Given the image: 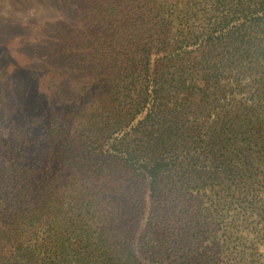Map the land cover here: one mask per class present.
<instances>
[{
    "label": "trees",
    "instance_id": "1",
    "mask_svg": "<svg viewBox=\"0 0 264 264\" xmlns=\"http://www.w3.org/2000/svg\"><path fill=\"white\" fill-rule=\"evenodd\" d=\"M65 1L2 71L0 264H264V0Z\"/></svg>",
    "mask_w": 264,
    "mask_h": 264
},
{
    "label": "rangeland",
    "instance_id": "2",
    "mask_svg": "<svg viewBox=\"0 0 264 264\" xmlns=\"http://www.w3.org/2000/svg\"><path fill=\"white\" fill-rule=\"evenodd\" d=\"M75 19L65 0H0V85L10 84L11 76L2 71L12 68L16 47L30 44L39 52L46 39L64 40L62 36L71 31ZM1 95L5 89L0 88Z\"/></svg>",
    "mask_w": 264,
    "mask_h": 264
}]
</instances>
